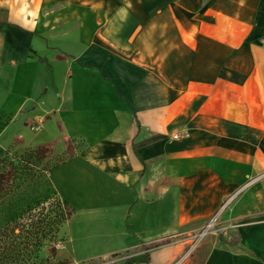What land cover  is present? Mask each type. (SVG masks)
I'll use <instances>...</instances> for the list:
<instances>
[{
  "label": "crops",
  "instance_id": "crops-1",
  "mask_svg": "<svg viewBox=\"0 0 264 264\" xmlns=\"http://www.w3.org/2000/svg\"><path fill=\"white\" fill-rule=\"evenodd\" d=\"M0 117V157L85 143L49 172L77 255L177 264L219 213L203 264H264V0H0Z\"/></svg>",
  "mask_w": 264,
  "mask_h": 264
},
{
  "label": "trees",
  "instance_id": "trees-1",
  "mask_svg": "<svg viewBox=\"0 0 264 264\" xmlns=\"http://www.w3.org/2000/svg\"><path fill=\"white\" fill-rule=\"evenodd\" d=\"M45 152L44 148H27L20 154L6 150L0 157V264H47L49 258L41 257L44 248L64 241L59 235L75 208L58 194L49 172L74 155L40 168ZM239 242L236 233L226 241L232 246ZM170 243L165 239L149 249Z\"/></svg>",
  "mask_w": 264,
  "mask_h": 264
},
{
  "label": "rangeland",
  "instance_id": "rangeland-1",
  "mask_svg": "<svg viewBox=\"0 0 264 264\" xmlns=\"http://www.w3.org/2000/svg\"><path fill=\"white\" fill-rule=\"evenodd\" d=\"M12 125V122L5 121L2 117L0 119V134ZM33 125V124H32ZM30 125V131L36 132L32 129ZM27 148H37L30 147L22 143V141H14L6 150L14 153H22ZM86 148V145L81 140H75L70 149L62 154L55 155L51 150L45 152L41 158L40 168L49 164V166L55 164L57 160L64 156L76 155L82 152ZM39 156V155H38ZM2 215V213H1ZM0 215V216H1ZM73 216L71 217V219ZM62 228L60 232V238H64V241L55 242L54 244H49L46 246L41 254V257L46 259L49 258L47 264H130L135 259L143 258L144 262L148 261L149 253L142 252L140 247L128 249L121 252H115L113 254L105 256H94V257H84L77 255L71 247V231H70V221ZM202 227V225H201ZM200 227L192 231L191 233H185L180 237V241L186 244V251L184 255L183 264H202L208 257L211 249L220 243L221 237L219 235H214L209 233L205 236L201 242L195 244V237L200 232ZM232 236V234H231ZM231 237L224 236V241H228ZM54 252L52 253V250Z\"/></svg>",
  "mask_w": 264,
  "mask_h": 264
},
{
  "label": "built area",
  "instance_id": "built-area-1",
  "mask_svg": "<svg viewBox=\"0 0 264 264\" xmlns=\"http://www.w3.org/2000/svg\"><path fill=\"white\" fill-rule=\"evenodd\" d=\"M31 127L36 132L41 130L40 124H33ZM178 135L179 134H175L174 138H178ZM209 233L219 236H230L229 228L219 223V213L201 227L200 232L195 237L196 241L194 245H197V243L201 242L202 239ZM183 259L184 258H182L177 264H181L183 262Z\"/></svg>",
  "mask_w": 264,
  "mask_h": 264
}]
</instances>
